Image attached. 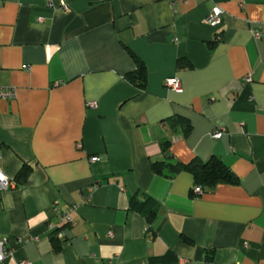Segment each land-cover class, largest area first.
I'll return each instance as SVG.
<instances>
[{"label":"crops","instance_id":"obj_1","mask_svg":"<svg viewBox=\"0 0 264 264\" xmlns=\"http://www.w3.org/2000/svg\"><path fill=\"white\" fill-rule=\"evenodd\" d=\"M51 1L0 0V86L16 90L0 98V169L31 168L0 191L2 264H264V0ZM137 59L145 89L127 79ZM163 139L168 160L215 155L236 182L196 194L191 173H156ZM148 197L150 220L131 205Z\"/></svg>","mask_w":264,"mask_h":264},{"label":"trees","instance_id":"obj_2","mask_svg":"<svg viewBox=\"0 0 264 264\" xmlns=\"http://www.w3.org/2000/svg\"><path fill=\"white\" fill-rule=\"evenodd\" d=\"M138 67L134 72L127 74V79L138 86L141 89H145L147 85V68L145 64L137 59ZM169 129L172 132L181 130L184 134H187L191 129V123L182 116H172L168 118ZM171 140L163 139L161 147L165 160L153 162V170L156 173L164 175L169 178H173L181 171H187L194 177L193 192L196 188H200V192L212 188L219 182H236V176L231 168L218 156H212L208 160H202L200 158H194L190 162L184 163L179 160H168L171 155L170 151ZM31 168L28 165H24L18 172L15 180L18 184H22L27 181L30 175ZM132 208L144 214L147 219L150 220L157 213V204L151 198H146L143 202L133 200ZM51 239L53 241L55 249L60 248L62 239L55 235V232L51 233Z\"/></svg>","mask_w":264,"mask_h":264},{"label":"built area","instance_id":"obj_3","mask_svg":"<svg viewBox=\"0 0 264 264\" xmlns=\"http://www.w3.org/2000/svg\"><path fill=\"white\" fill-rule=\"evenodd\" d=\"M49 5H53L51 0H47ZM59 8L62 11H66L68 9V5L65 2H61ZM224 15L225 12L224 10L219 7V6H214L209 15L206 18V23L213 27V28H219L224 20ZM253 37L254 38H261L263 36V33L258 30H253L252 31ZM220 37V34L218 35ZM26 69H30V66H26ZM245 82H250L251 81V74H247L245 76ZM164 86L167 89L170 90H175L179 91L181 89V80L174 76V77H168L165 79ZM0 98L2 99H7V100H13L16 98V90L13 87H6V86H0ZM89 106L95 108L97 106V102H89ZM223 130L221 129H215L213 130V137L216 139H219L222 136ZM78 147H81V143L77 144ZM2 158L1 154V143H0V159ZM91 160L98 161L100 160V157L94 156L91 157ZM0 191L7 190L13 186H15V180L10 178L8 175H6L1 169H0ZM196 192H200V188L195 189ZM61 215V220L66 223V225H71L72 224V219L70 217V211H66L60 214ZM48 229L51 231V233L55 232V235L60 238V239H65V232L62 226H59L58 224L55 223H49ZM9 251L7 250V238L2 237L0 234V264L4 262L6 257L8 256ZM18 264H31L27 260H22Z\"/></svg>","mask_w":264,"mask_h":264},{"label":"snow or ice","instance_id":"obj_4","mask_svg":"<svg viewBox=\"0 0 264 264\" xmlns=\"http://www.w3.org/2000/svg\"><path fill=\"white\" fill-rule=\"evenodd\" d=\"M0 179H2V177H0Z\"/></svg>","mask_w":264,"mask_h":264}]
</instances>
